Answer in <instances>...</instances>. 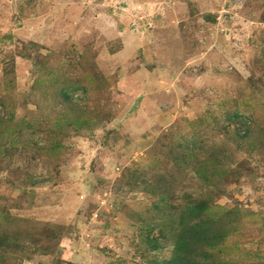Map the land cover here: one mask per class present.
<instances>
[{"label":"rangeland","instance_id":"rangeland-1","mask_svg":"<svg viewBox=\"0 0 264 264\" xmlns=\"http://www.w3.org/2000/svg\"><path fill=\"white\" fill-rule=\"evenodd\" d=\"M200 203L264 264V0H0V264H172Z\"/></svg>","mask_w":264,"mask_h":264},{"label":"trees","instance_id":"trees-1","mask_svg":"<svg viewBox=\"0 0 264 264\" xmlns=\"http://www.w3.org/2000/svg\"><path fill=\"white\" fill-rule=\"evenodd\" d=\"M69 89L75 91L72 88ZM69 89L62 88L57 90L65 103L70 102ZM240 118L241 116L234 112L232 115L226 116L225 121L241 123ZM242 124L245 125L246 123ZM152 193H155V191L153 190ZM161 202H164L163 198H161ZM206 210V205L200 203L186 206L180 214L178 221L179 233L175 239V255L172 259V264H193L188 257L192 255L196 244L202 243L204 246L212 248L217 241L221 240L220 228H218L219 232L213 229L217 225L218 220L214 222L210 218H204Z\"/></svg>","mask_w":264,"mask_h":264}]
</instances>
